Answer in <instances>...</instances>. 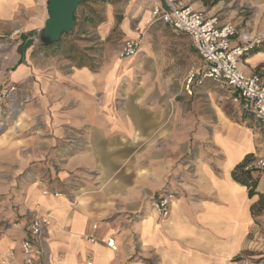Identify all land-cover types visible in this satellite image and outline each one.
Returning a JSON list of instances; mask_svg holds the SVG:
<instances>
[{
    "label": "crops",
    "instance_id": "crops-1",
    "mask_svg": "<svg viewBox=\"0 0 264 264\" xmlns=\"http://www.w3.org/2000/svg\"><path fill=\"white\" fill-rule=\"evenodd\" d=\"M239 1L251 12L248 27L264 33V0ZM46 5V0H0V36L22 31L12 74L38 69L56 136L62 125H70L86 137L85 148L70 155L59 175L62 180L76 175L70 193L56 197L28 184L16 199L20 216L15 219L36 204L50 213L48 254L41 264H240L237 257L253 249L255 239L261 251L264 170L252 172L253 195L232 176L264 145L253 116L236 103L242 122L228 114L223 118L222 109L208 119L200 104L186 102L192 96L187 75L179 87L171 74L163 75V45L128 25L126 39L140 40L137 56H105L84 66L57 55L37 59L33 39L47 17ZM142 10L144 23L150 11ZM241 68L264 73V47L245 55ZM135 74H141V84L122 88V80ZM212 83H194L191 90L207 92L202 86ZM97 94L103 95L102 104ZM164 187L178 195L163 219L149 204ZM3 247L20 254L19 234L6 235Z\"/></svg>",
    "mask_w": 264,
    "mask_h": 264
},
{
    "label": "rangeland",
    "instance_id": "rangeland-1",
    "mask_svg": "<svg viewBox=\"0 0 264 264\" xmlns=\"http://www.w3.org/2000/svg\"><path fill=\"white\" fill-rule=\"evenodd\" d=\"M182 1L194 4L195 8L209 15L218 16L222 22L237 24L241 32L264 35L248 27L246 16L251 12H247L244 3L239 0ZM150 3L151 1L148 3L146 0H82L76 11V24L84 16H88L92 9L95 10L93 15L96 17L95 22L86 24L84 32L78 31L75 26L59 44L50 46V51L46 53L44 50L39 51L45 47L35 44V36L33 43L36 50L32 55L35 54L37 59H43L45 54L57 55L63 57L62 60L73 62L74 65L81 60L80 57H83L86 63L103 60L105 56L120 59L118 51L126 39L124 25L133 30L139 26L142 37L150 35L151 40L163 45V54L166 56L162 68L163 75L171 74L175 86L179 87L184 84L191 66L200 64L201 60L187 34L176 33L161 21L149 24L150 15L141 23L143 17L140 11L142 13L146 6L150 11ZM21 35V30H14L0 36V223L20 216V203L16 199L28 184H35L42 189V193L45 189L70 193L77 183L76 175L71 173L65 180L59 175L66 168L70 155L85 148V145L78 148L81 147L79 143H84L86 137L75 127L62 125L61 136H56L55 127L51 122L50 103L42 96L38 87L40 76L38 69L19 77L12 74L11 62L17 55ZM70 57L75 59L70 60ZM122 81V88L132 82L134 87L139 86L141 74H135L130 80L124 78ZM200 86H196V89L205 87L208 91L198 93L192 88V92L187 91L189 94L192 93V96H188L189 100L186 102L200 104L208 119H213L215 114L219 117L220 113L217 110L221 112L222 109L223 118L228 114L234 120L242 122L244 113L232 100L229 92L213 83ZM95 98L102 104L103 95L97 94ZM247 121L251 122V118L249 117ZM249 141L248 138L245 140L247 147ZM263 150L264 145L256 147L252 160L263 158ZM34 206L28 208L27 212ZM6 234L10 235V232ZM256 242L257 239L253 249L239 255L237 260L240 264H261L260 245Z\"/></svg>",
    "mask_w": 264,
    "mask_h": 264
},
{
    "label": "built area",
    "instance_id": "built-area-1",
    "mask_svg": "<svg viewBox=\"0 0 264 264\" xmlns=\"http://www.w3.org/2000/svg\"><path fill=\"white\" fill-rule=\"evenodd\" d=\"M149 1V24L162 21L171 26L174 32L187 34L201 58L202 63L191 66L188 71L187 90L191 92V85L194 83L201 85L206 80H211L228 91L232 100L238 103L243 111L253 116L264 136V73L246 74L241 68L242 59L246 54L264 47V35L241 32L237 24L222 22L218 16L209 15L182 0ZM135 31L140 33L141 28L137 26ZM139 49L138 38H127L119 48L118 57L130 58L136 55ZM13 89L14 87L11 90ZM79 144L81 147L78 148H82L85 142ZM251 167L264 170V157L257 160L251 158L247 168ZM43 193L56 197L63 195L48 189ZM177 195L176 190L164 187L150 200V209L161 218H167ZM50 222L49 211L36 204L26 216L0 223V264H41L43 257L48 254ZM6 232L19 234L20 254L3 247ZM94 240L91 238V241ZM259 261L264 264V247L259 254Z\"/></svg>",
    "mask_w": 264,
    "mask_h": 264
},
{
    "label": "water",
    "instance_id": "water-1",
    "mask_svg": "<svg viewBox=\"0 0 264 264\" xmlns=\"http://www.w3.org/2000/svg\"><path fill=\"white\" fill-rule=\"evenodd\" d=\"M82 0H47V17L36 31L35 44L49 47L59 44L76 26V11Z\"/></svg>",
    "mask_w": 264,
    "mask_h": 264
},
{
    "label": "trees",
    "instance_id": "trees-1",
    "mask_svg": "<svg viewBox=\"0 0 264 264\" xmlns=\"http://www.w3.org/2000/svg\"><path fill=\"white\" fill-rule=\"evenodd\" d=\"M217 1L218 0H215V2H217ZM94 14H95V10L92 9L88 16H84L82 19H80V21H77L76 28L78 29V31L84 32V26L86 24H93L95 22L96 17L93 16ZM65 35H67V34H65ZM260 48H262V47H260ZM260 48L254 49L253 51H251L249 53H252V52H254ZM80 58H81V60L79 62H77L76 65L77 66H84L86 64V62L84 61L83 57H80ZM69 59L73 60L75 58L70 57ZM93 65H97V64H93ZM251 158L249 156H247L242 163L238 164L234 168V170L232 172V176L234 177V179L236 181L247 185L249 188V194L253 195L255 193L256 179L252 176V172H260V171H262V169H259L256 167L247 168L248 163L251 160ZM239 257L240 256H238L237 258H239Z\"/></svg>",
    "mask_w": 264,
    "mask_h": 264
}]
</instances>
